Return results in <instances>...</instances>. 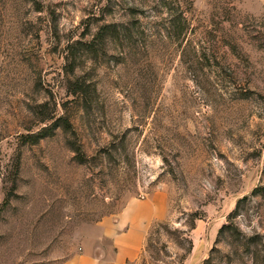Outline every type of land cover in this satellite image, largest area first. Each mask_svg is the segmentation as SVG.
Masks as SVG:
<instances>
[{
    "label": "rangeland",
    "instance_id": "1",
    "mask_svg": "<svg viewBox=\"0 0 264 264\" xmlns=\"http://www.w3.org/2000/svg\"><path fill=\"white\" fill-rule=\"evenodd\" d=\"M150 198L129 264H264V0H0V264Z\"/></svg>",
    "mask_w": 264,
    "mask_h": 264
},
{
    "label": "crops",
    "instance_id": "2",
    "mask_svg": "<svg viewBox=\"0 0 264 264\" xmlns=\"http://www.w3.org/2000/svg\"><path fill=\"white\" fill-rule=\"evenodd\" d=\"M165 215V203L154 198L132 200L115 218L104 222L103 237L56 264H129L142 255L149 223Z\"/></svg>",
    "mask_w": 264,
    "mask_h": 264
},
{
    "label": "trees",
    "instance_id": "3",
    "mask_svg": "<svg viewBox=\"0 0 264 264\" xmlns=\"http://www.w3.org/2000/svg\"><path fill=\"white\" fill-rule=\"evenodd\" d=\"M124 29H125V27H124ZM107 31H110V32L112 31V33H113V32H117V33L120 34V29L117 27L116 24H105V25L102 26V30L99 32L98 35H100V36H98V38H99V37H101V38L104 37ZM100 33H103V34H100ZM98 38L96 37V38L92 39L90 42H86V43H85L86 46H87V48H88V50H91V49L94 48V45H95L94 43H95V41H96ZM238 205H239V202H238V204H237V207H238ZM237 207H236V209H237ZM156 224H158V225H163V222H157ZM190 227H191V228H195L194 219H193L192 223L190 224ZM188 242H189V245H190V247H191V245H192V240H191L190 238H188ZM189 251H190V250H188L187 252H189ZM208 262H209L208 259H206L205 262H204V264H208Z\"/></svg>",
    "mask_w": 264,
    "mask_h": 264
}]
</instances>
